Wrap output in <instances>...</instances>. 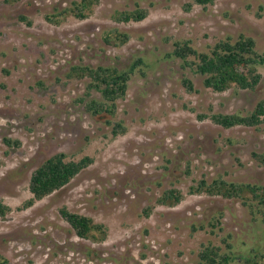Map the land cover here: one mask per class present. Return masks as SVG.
Instances as JSON below:
<instances>
[{
  "label": "rangeland",
  "instance_id": "374dc122",
  "mask_svg": "<svg viewBox=\"0 0 264 264\" xmlns=\"http://www.w3.org/2000/svg\"><path fill=\"white\" fill-rule=\"evenodd\" d=\"M80 1L0 0V200L12 209L0 218V264H204L199 252L208 245L232 251L229 264H239L252 249L264 250V225L240 201L186 193L202 179L264 186V164L254 157L264 155V123L225 129L209 118L251 112L264 98V67L257 68L261 79L253 90L217 93L170 56L174 42L207 52L240 35L264 56V0L205 7L194 0H93L82 20L63 14ZM136 10L146 13L143 21L115 20ZM113 30L128 42L107 44ZM139 59L145 67H137L113 118L88 112L100 96L92 90L86 96L89 80L70 78V68L123 70ZM118 123L126 132L113 136ZM58 154L92 164L17 211L32 198L34 170ZM171 189L182 191L183 200L158 205ZM62 208L103 225L105 239L78 238Z\"/></svg>",
  "mask_w": 264,
  "mask_h": 264
},
{
  "label": "trees",
  "instance_id": "16d2710c",
  "mask_svg": "<svg viewBox=\"0 0 264 264\" xmlns=\"http://www.w3.org/2000/svg\"><path fill=\"white\" fill-rule=\"evenodd\" d=\"M197 5L207 6L213 4L216 0H194ZM93 0H82L74 2L72 8L65 9L63 14L70 13L78 19H84L87 16L86 10H90L94 4ZM188 7V6H187ZM189 8V7H188ZM187 8V9H188ZM61 14V13H60ZM58 18L56 16H52ZM54 18H48L52 22ZM146 18V13L142 10L134 12L117 13L115 20L118 23L128 24L130 22H141ZM22 19H24L22 17ZM55 24L58 22L54 21ZM129 37L118 30L106 34L104 41L108 44L122 45L127 43ZM174 49L170 56L182 61L183 67L190 68L194 73L202 77L203 86L214 92L222 93L231 87L241 90H253L260 82L261 75L258 73L259 66L264 67V56L255 51V41L252 38L240 35L237 40H226L216 43L210 47L207 52H199L191 47L188 41H178L173 44ZM145 63L143 60H137L127 69L120 70L116 67L104 66H72L69 70L70 78L88 79L89 86L86 96L89 92L95 91L100 96V101L92 99L87 104V110L93 116L102 114L113 116L116 113L117 101L124 99L128 90V83L135 74L137 67ZM143 75V71L139 70ZM188 92H193L192 82L185 78L182 82ZM84 103V100H82ZM205 119L207 116H199ZM211 121L225 129L234 127H258L264 123V98L259 101L254 109L246 115L236 114H212L209 117ZM111 124V122H108ZM125 128L116 124L113 129V136L124 134ZM7 143H9L7 141ZM261 163L264 164V155H256ZM92 164V159L84 157L77 162H68L63 154H58L46 160L32 173L29 181V192L31 199L25 200L16 208L17 211H25L33 206L36 201L51 195L62 189L81 171ZM1 167V162H0ZM188 195H208L211 197H220L226 200H238L242 205L248 208L251 216H258V221L264 225V186L248 183L227 182L221 178H215L211 181L200 180L193 186H190L186 192ZM183 200V193L180 190L171 189L162 193L157 199V204L167 207H175ZM150 208L144 212L145 216L150 213ZM11 207L5 205L0 200V218L4 219ZM61 217L69 224L75 235L83 240L91 242H101L106 237V230L103 225L96 224L89 217L72 213L65 208L60 210ZM218 221V218H214ZM211 228L213 223H209ZM201 225L197 229H203ZM227 244L229 250L232 245ZM199 259L204 264H229L236 257L232 251L220 253L219 248L211 245L204 246L199 252ZM239 264H264V250L252 249L248 255L241 257Z\"/></svg>",
  "mask_w": 264,
  "mask_h": 264
}]
</instances>
